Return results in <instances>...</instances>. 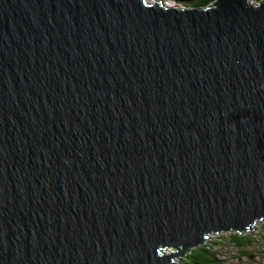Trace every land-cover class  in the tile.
Segmentation results:
<instances>
[{"label": "water", "instance_id": "water-1", "mask_svg": "<svg viewBox=\"0 0 264 264\" xmlns=\"http://www.w3.org/2000/svg\"><path fill=\"white\" fill-rule=\"evenodd\" d=\"M264 220V0H0V264H182Z\"/></svg>", "mask_w": 264, "mask_h": 264}, {"label": "trees", "instance_id": "trees-1", "mask_svg": "<svg viewBox=\"0 0 264 264\" xmlns=\"http://www.w3.org/2000/svg\"><path fill=\"white\" fill-rule=\"evenodd\" d=\"M215 0H182L184 5L188 7H204L214 2ZM257 1V0H256ZM260 222H255V227L258 236L264 238V220ZM260 223V224H259ZM242 233V234H240ZM227 232V241L233 245L236 249H242L246 246H250L254 241L250 236V232ZM225 238L220 237L214 241H209L208 245H200L198 247L190 249L188 252L184 253L179 260L182 264H223V260L217 257L216 250H212L210 246L221 247L226 242Z\"/></svg>", "mask_w": 264, "mask_h": 264}, {"label": "rangeland", "instance_id": "rangeland-1", "mask_svg": "<svg viewBox=\"0 0 264 264\" xmlns=\"http://www.w3.org/2000/svg\"><path fill=\"white\" fill-rule=\"evenodd\" d=\"M152 2L153 0H147ZM163 4L173 6L174 0H162ZM262 223V222H260ZM259 223V224H260ZM257 228L255 227L249 234L253 238V242L250 246L236 249L233 245L228 243L227 234L215 233L206 239L203 245H208L209 241H214L220 237L225 238L226 241L223 246H210L212 250H216L217 257L223 260V264H264V238L258 236ZM242 234V233H241ZM180 256L174 257V260L178 261Z\"/></svg>", "mask_w": 264, "mask_h": 264}, {"label": "built area", "instance_id": "built-area-1", "mask_svg": "<svg viewBox=\"0 0 264 264\" xmlns=\"http://www.w3.org/2000/svg\"><path fill=\"white\" fill-rule=\"evenodd\" d=\"M258 222H261V221H258ZM255 228V225L253 226V229ZM218 233H220V232H218ZM213 234H215V233H212V234H209V236L207 237V239L211 236V235H213ZM222 234H227V232H222Z\"/></svg>", "mask_w": 264, "mask_h": 264}, {"label": "clouds", "instance_id": "clouds-1", "mask_svg": "<svg viewBox=\"0 0 264 264\" xmlns=\"http://www.w3.org/2000/svg\"><path fill=\"white\" fill-rule=\"evenodd\" d=\"M252 230H253V229H252ZM252 230H251V231H252ZM251 231H248V232H251ZM245 232H246V231H245Z\"/></svg>", "mask_w": 264, "mask_h": 264}, {"label": "bare ground", "instance_id": "bare-ground-1", "mask_svg": "<svg viewBox=\"0 0 264 264\" xmlns=\"http://www.w3.org/2000/svg\"><path fill=\"white\" fill-rule=\"evenodd\" d=\"M241 234V233H240Z\"/></svg>", "mask_w": 264, "mask_h": 264}]
</instances>
